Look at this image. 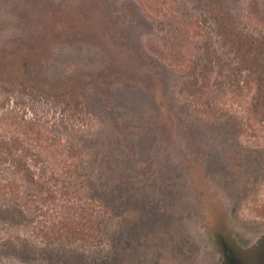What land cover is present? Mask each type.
<instances>
[{
  "label": "rangeland",
  "instance_id": "obj_1",
  "mask_svg": "<svg viewBox=\"0 0 264 264\" xmlns=\"http://www.w3.org/2000/svg\"><path fill=\"white\" fill-rule=\"evenodd\" d=\"M200 12L196 0H0V110L78 128L91 153L105 227L76 249L81 264H217L225 247L255 262L244 247L264 232V126L238 113L246 97L202 106L214 85L186 83Z\"/></svg>",
  "mask_w": 264,
  "mask_h": 264
},
{
  "label": "trees",
  "instance_id": "obj_2",
  "mask_svg": "<svg viewBox=\"0 0 264 264\" xmlns=\"http://www.w3.org/2000/svg\"><path fill=\"white\" fill-rule=\"evenodd\" d=\"M196 4L200 69L186 83L192 91L214 85L216 99L205 96L202 106L246 97L238 113L264 126V0H244L240 12L227 0ZM28 86L20 92L35 91ZM76 129L18 114L16 106L0 110V230H17L0 236V255L25 264H81L76 249L102 240L104 203L91 186V153Z\"/></svg>",
  "mask_w": 264,
  "mask_h": 264
},
{
  "label": "flooded vegetation",
  "instance_id": "obj_3",
  "mask_svg": "<svg viewBox=\"0 0 264 264\" xmlns=\"http://www.w3.org/2000/svg\"><path fill=\"white\" fill-rule=\"evenodd\" d=\"M260 247V248H259ZM244 248L248 249L247 252L255 255V259L251 264H264V257L260 259V256L264 255V232L260 233L256 240L250 242ZM258 248V249H257ZM236 251L231 250L228 247H225L222 257V262L219 261L217 264H242L241 261H238V258L235 259ZM261 260V261H260ZM238 261V262H237Z\"/></svg>",
  "mask_w": 264,
  "mask_h": 264
}]
</instances>
